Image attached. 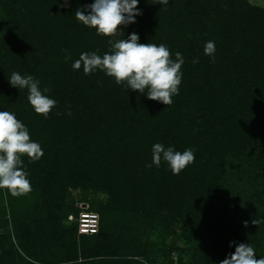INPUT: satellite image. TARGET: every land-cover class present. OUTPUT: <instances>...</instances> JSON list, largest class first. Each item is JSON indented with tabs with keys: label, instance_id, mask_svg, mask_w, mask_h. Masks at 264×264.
I'll return each instance as SVG.
<instances>
[{
	"label": "trees",
	"instance_id": "trees-1",
	"mask_svg": "<svg viewBox=\"0 0 264 264\" xmlns=\"http://www.w3.org/2000/svg\"><path fill=\"white\" fill-rule=\"evenodd\" d=\"M93 2L0 0V111L15 113L44 153L23 157L28 194L0 189V264H174V252L177 264H220L239 243L264 257V8L139 0L117 39L136 33L182 54L179 95L165 106L102 71L73 70L82 53L110 48L75 18ZM13 72L50 89L47 119L10 85ZM155 143L191 148L195 162L179 175L164 161L148 168ZM79 204L98 214L97 233L65 225Z\"/></svg>",
	"mask_w": 264,
	"mask_h": 264
},
{
	"label": "clouds",
	"instance_id": "clouds-1",
	"mask_svg": "<svg viewBox=\"0 0 264 264\" xmlns=\"http://www.w3.org/2000/svg\"><path fill=\"white\" fill-rule=\"evenodd\" d=\"M139 0H94L84 9L74 13L77 21L94 29L97 35L110 37L109 51L102 56L97 52H84L72 64L73 70L83 69L85 75L104 72L113 78L117 85L126 89L147 93L152 101L170 106L173 97L179 95L182 83V65L185 63L180 52L172 53L165 44L140 43L139 35L132 33L127 39H117L124 34L121 26L135 23L140 15ZM169 0H156V4L167 5ZM204 53L215 60V42L207 41ZM70 55L66 59H70ZM194 63L198 61H193ZM12 87L19 90L27 89V100L36 114L48 118L56 107L57 101L45 93L48 87L41 89L40 81L32 75H21L13 72L8 78ZM71 115V112H68ZM44 155L41 145L31 139L27 126L17 119L15 113L0 111V189H7L13 197L28 194L31 189L29 173L25 170L23 157L30 163L41 159ZM195 153L191 148L183 152L176 151L161 143L152 146V163L159 167L161 162L167 163L173 175H179L187 166L195 162ZM261 221L253 219V225ZM245 221L244 225L247 226ZM235 243V242H231ZM230 243V247H231ZM220 264H264V257L256 259V252L249 243H239L234 253L220 261Z\"/></svg>",
	"mask_w": 264,
	"mask_h": 264
},
{
	"label": "built area",
	"instance_id": "built-area-1",
	"mask_svg": "<svg viewBox=\"0 0 264 264\" xmlns=\"http://www.w3.org/2000/svg\"><path fill=\"white\" fill-rule=\"evenodd\" d=\"M68 220L78 223L79 234L92 235L98 232L99 216L96 213L83 210L77 219L74 216H69Z\"/></svg>",
	"mask_w": 264,
	"mask_h": 264
},
{
	"label": "rangeland",
	"instance_id": "rangeland-1",
	"mask_svg": "<svg viewBox=\"0 0 264 264\" xmlns=\"http://www.w3.org/2000/svg\"><path fill=\"white\" fill-rule=\"evenodd\" d=\"M60 2H61V5H62V7H65V8H67V7H69L70 6V0H59ZM250 5H252V6H254V7H258V8H260V9H262V8H264V0H246ZM76 195H80V190H76L75 192H74V196H76ZM78 207H79V209L81 210L80 212H82L83 210H86L87 209V205L85 204H79L78 205ZM80 214V213H79ZM70 216H72V215H70ZM79 217V216H78ZM78 217H75L74 216V218L75 219H77ZM68 222H70L68 219L64 222L65 223V225H70ZM71 223H73V222H71ZM0 232H1V230H0ZM169 241H171V243H172V240L171 239H169ZM181 245V244H180ZM172 259H174V264H177L176 262H177V260H178V253L177 252H174L173 254H172ZM167 263V260L165 261V263L164 264H166Z\"/></svg>",
	"mask_w": 264,
	"mask_h": 264
}]
</instances>
